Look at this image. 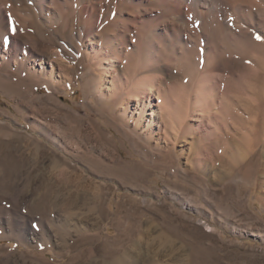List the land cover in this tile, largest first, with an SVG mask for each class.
Returning a JSON list of instances; mask_svg holds the SVG:
<instances>
[{
    "label": "rangeland",
    "instance_id": "rangeland-1",
    "mask_svg": "<svg viewBox=\"0 0 264 264\" xmlns=\"http://www.w3.org/2000/svg\"><path fill=\"white\" fill-rule=\"evenodd\" d=\"M253 2L0 0V264H264Z\"/></svg>",
    "mask_w": 264,
    "mask_h": 264
},
{
    "label": "bare ground",
    "instance_id": "bare-ground-1",
    "mask_svg": "<svg viewBox=\"0 0 264 264\" xmlns=\"http://www.w3.org/2000/svg\"><path fill=\"white\" fill-rule=\"evenodd\" d=\"M205 2V1H204ZM257 2V3H256ZM256 2H253V4L251 3V9L254 11H252L251 12V14H250V17L251 18H253V16H254V13H256L257 11H260L261 10V8H260V6H259V3L258 2H260V3H262V5H264V0H256ZM209 3V2H208ZM244 3H246V4H248L247 2H241V5L240 6H244L245 4ZM45 4H46V0H35V5L38 7V10H39V13H36V18L38 17V15L39 16H42V15H44V11H45V8H46V6H45ZM204 4V3H203ZM206 4H207V2H206ZM206 4H204V6L206 5ZM245 7V6H244ZM208 8L209 9H211V5L210 6H208ZM240 8V7H239ZM212 11V10H211ZM251 11V10H250ZM256 11V12H255ZM31 13V12H30ZM204 13V11L203 12H201V15ZM239 13V12H238ZM240 13H242V12H240ZM205 14V13H204ZM25 16V15H24ZM26 17V16H25ZM24 17V18H25ZM204 15H202L200 18H202L203 20H206V19H204ZM206 17H208V16H206ZM238 17V20H233V19H230V18H226V19H224V25L225 26H232V25H236L235 27H239V28H241V29H247L248 30V28H249V25H248V18H247V16L245 15V14H241V15H239V16H237ZM15 18V17H14ZM26 18H28V17H26ZM215 18H217V17H215ZM251 18H249V19H251ZM50 20V24H54V23H56V22H54V21H51V19H49ZM61 20V19H60ZM208 20V19H207ZM206 20V21H207ZM212 21V20H211ZM204 22V21H203ZM209 23H211V22H209ZM212 23H213V21H212ZM256 23V22H255ZM3 19H1V17H0V39H2V43L3 42H6L5 40H4V38L2 37L3 36V34H2V26H3ZM215 25V24H214ZM18 26V25H17ZM203 26H206V24L204 23L203 24ZM18 28V27H17ZM57 28V27H56ZM59 28V27H58ZM209 28H211V27H208V29ZM20 29V28H19ZM217 29V28H216ZM222 29V28H221ZM227 29V28H226ZM205 30V29H204ZM211 30H212V28H211ZM228 30V29H227ZM21 31V30H20ZM59 31V30H58ZM16 32L18 33V31L16 30ZM206 33H208L209 31L208 30H206L205 31ZM212 32V31H211ZM16 33V34H17ZM78 33V32H77ZM210 33V32H209ZM213 33H215V31L213 32ZM216 33H219V32H216ZM2 35V36H1ZM209 34H207V36H208ZM213 36H214V34H212ZM17 37H18V34H17ZM209 37V36H208ZM6 38V37H5ZM216 38H217V36H216ZM215 38V39H216ZM29 39V38H28ZM117 39V38H116ZM9 42L11 43V45H13L14 43H15V41H12L11 42V40H9ZM116 42V41H115ZM262 50L264 51V47L262 48ZM6 51H7V53L9 54V49L7 48L6 49ZM114 52L115 53H119V50H117L115 47H114ZM208 56V55H207ZM31 57H33V56H31ZM218 63V62H217ZM216 63V64H217ZM217 66H218V64H217ZM213 68H214V66H212ZM215 67H216V65H215ZM219 68V67H218ZM217 68V69H218ZM257 68V67H256ZM256 68H255V66L253 65V69H252V73L253 74H257L258 73V70H256ZM215 69V68H214ZM213 69V70H214ZM217 69H215L216 71H217ZM159 72V71H158ZM218 72V71H217ZM216 74V73H215ZM203 75V74H202ZM213 77V76H212ZM201 80V79H200ZM160 81V80H159ZM201 82V81H200ZM201 87V86H200ZM16 90V89H15ZM204 91V90H203ZM178 92V91H177ZM179 93V92H178ZM167 94H169V93H167ZM171 94V93H170ZM175 94L176 93H173V94H171V96L172 95H174L175 96ZM184 94V93H183ZM160 95V94H159ZM166 96V95H165ZM170 96V97H171ZM228 96V95H227ZM173 97V96H172ZM171 97V98H172ZM181 95L180 94H177L176 95V99H177V103L176 104H178V106L176 107L177 109L176 110H174L173 111V109H169V104L168 103H165V101L163 102V106H164V109H165V111H166V113L168 114V116L170 117V118H172L174 121H181L183 118H184V113H185V108H184V106L182 105V103L184 102H182L181 101ZM183 97H184V95H183ZM224 97V96H223ZM251 98V101L252 102H255V98L254 97H250ZM183 99V98H182ZM173 100H174V98H173ZM175 101V100H174ZM206 101H207V99H206ZM224 101V100H223ZM175 103V102H174ZM209 103H211V101L209 100ZM175 104V105H176ZM224 104V103H223ZM171 107V106H170ZM253 109H254V107H252ZM251 111V110H250ZM221 115V114H220ZM250 115H251V113H250ZM223 116H225V115H223ZM254 116H256V115H254ZM253 115L251 116V125H250V128L251 129H249L250 131L249 132H247L246 134H248L249 135V137L250 136H253L254 135V131H255V128H256V126H257V121H258V119H257V116L256 117H254ZM227 117V116H226ZM173 121V122H174ZM225 126V125H224ZM249 126V125H248ZM258 130V129H257ZM251 133H253V134H251ZM246 138H247V136H246ZM91 160V159H90ZM93 161V160H92ZM8 162V161H7ZM92 163V162H91ZM14 164V163H13ZM1 165H3L2 163H1ZM101 165V164H100ZM94 166V165H93ZM94 168V167H93ZM122 167H120L119 169H121ZM8 169H9V167H8ZM14 169V168H13ZM122 170V169H121ZM6 171V170H5ZM8 172V171H7ZM10 173V172H9ZM1 188V187H0ZM51 192V191H50ZM43 193V192H42ZM40 194V193H39ZM45 194H46V192H45ZM49 194H51V193H49L48 192V196H49ZM56 195V194H55ZM38 198V197H37ZM50 198V197H49ZM42 199V198H41ZM44 200L46 199V202L45 203H47V197L46 198H43ZM51 199V198H50ZM74 199V198H73ZM41 201V200H40ZM55 201H57V200H55ZM54 200H53V203L55 202ZM38 202V201H37ZM53 203H51L50 204V202H49V204H50V208H51V206H53ZM56 203V202H55ZM39 205V204H38ZM37 205V206H38ZM46 205V204H45ZM56 205V204H55ZM35 206H36V202H35ZM36 206V207H37ZM40 206H42V205H40ZM45 207V206H44ZM48 208V207H47ZM53 208V207H52ZM49 209V208H48ZM46 210V209H45ZM49 211V210H48ZM208 225L209 224H207L206 226L208 227ZM19 232V231H18ZM44 246V245H43ZM47 247V246H46ZM47 251H48V249L47 248H45V247H41V249H40V255H41V257L42 256H45L46 254H47ZM115 264V263H114Z\"/></svg>",
    "mask_w": 264,
    "mask_h": 264
}]
</instances>
